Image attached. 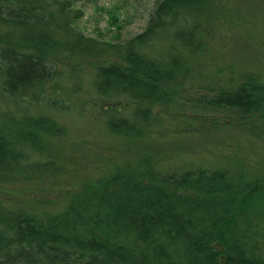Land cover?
<instances>
[{
    "label": "trees",
    "instance_id": "16d2710c",
    "mask_svg": "<svg viewBox=\"0 0 264 264\" xmlns=\"http://www.w3.org/2000/svg\"><path fill=\"white\" fill-rule=\"evenodd\" d=\"M80 1L0 0V188L61 176L65 122L88 108L132 153L58 209L0 198V264H264V71L213 66L209 97L173 118L187 126L177 134L236 132L246 153L259 151L254 163L234 139L224 158L173 166L150 145L184 108L177 80L237 27L232 1L153 0L143 30L114 41L79 28Z\"/></svg>",
    "mask_w": 264,
    "mask_h": 264
},
{
    "label": "rangeland",
    "instance_id": "374dc122",
    "mask_svg": "<svg viewBox=\"0 0 264 264\" xmlns=\"http://www.w3.org/2000/svg\"><path fill=\"white\" fill-rule=\"evenodd\" d=\"M230 1L233 5L232 11L237 16L234 18V20L237 19V27L224 26L222 33L215 37L214 42L211 43L214 56L211 58L206 56L203 61L196 64L197 68L193 72L186 73L180 80H177L179 86L178 89L174 87L175 98L178 100V104L183 105L184 108L179 109L177 113L173 111L172 118L168 117L170 115L164 114L167 116L162 122V131L166 134L169 129L172 130L171 133L161 140L150 141L154 155L161 161L160 165L173 166L175 160H184L190 157L202 158L205 159V162H214L215 159L224 158L225 152L231 148V144L235 141L237 144H241L239 150L248 155L246 157L249 163H254L252 159H255L259 153V151L256 153L251 150L246 153L245 150L248 147L244 142L238 141L241 138L240 135L238 136L232 130H227L228 135L225 131H208V133L203 132L202 136L192 133L177 134L173 131L180 129L181 132H188L185 122L181 123V120L176 121L173 118L181 119L192 116L194 112L189 106L195 105L202 96L209 97L203 84L207 82L205 76H212L210 69L213 66L233 64L240 67L245 65L264 71V40L257 33L259 30H264V0ZM152 5L153 0H140L139 6H134L127 0L80 1L77 6L84 11V16L78 22L79 28L88 35L109 41L120 38L125 40L143 30L147 13ZM238 22L243 27L237 25ZM249 31L252 33L249 34ZM88 109L89 114L79 116V118L70 117L66 122L64 121L69 127L72 124V127L69 128L70 135L61 139L65 145L58 149L66 166L61 176L56 180L54 178L52 180L50 177L46 181L44 179L40 184L30 189L4 186L0 188V198L17 200L27 208L36 206L40 209L44 207L58 209L64 203L63 200L71 196L74 191L83 186H92L93 180L89 179L99 176L103 170H106L109 162L121 161L132 153L129 152L130 148L123 141L112 142L105 135L106 128L104 127L105 130L103 128L105 117H100L101 108ZM231 132L237 136L229 137ZM232 139H234L233 142ZM158 152L161 153L156 154ZM136 162L134 160V163ZM216 245L221 248L220 243Z\"/></svg>",
    "mask_w": 264,
    "mask_h": 264
}]
</instances>
